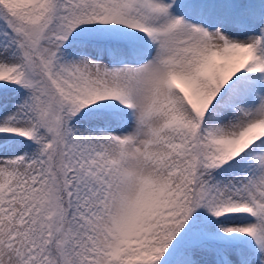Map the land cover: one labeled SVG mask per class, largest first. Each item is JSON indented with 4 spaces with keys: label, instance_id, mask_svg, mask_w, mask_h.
<instances>
[{
    "label": "snow or ice",
    "instance_id": "snow-or-ice-1",
    "mask_svg": "<svg viewBox=\"0 0 264 264\" xmlns=\"http://www.w3.org/2000/svg\"><path fill=\"white\" fill-rule=\"evenodd\" d=\"M0 264H264V0H0Z\"/></svg>",
    "mask_w": 264,
    "mask_h": 264
}]
</instances>
